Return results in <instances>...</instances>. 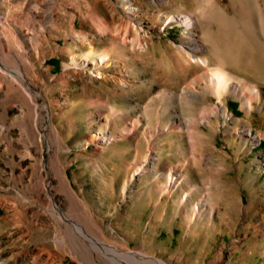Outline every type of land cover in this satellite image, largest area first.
<instances>
[{"label":"rangeland","instance_id":"374dc122","mask_svg":"<svg viewBox=\"0 0 264 264\" xmlns=\"http://www.w3.org/2000/svg\"><path fill=\"white\" fill-rule=\"evenodd\" d=\"M54 2L47 22L46 0H0V16H7L0 24V264H90L98 252L77 225L167 264H264L263 103L248 117L229 95L230 116L220 109L200 122L202 109H219L215 95L193 98L192 108L163 100L164 91L179 92L200 74L184 73L177 44L186 29L162 18L192 10V2ZM42 24L38 54L21 49ZM86 53L93 71L83 68ZM228 68L264 88L254 70ZM134 120L138 130L122 135ZM104 133L109 145L91 141ZM150 146L157 159L145 162ZM61 173L81 208L71 204ZM107 258L99 253L96 261Z\"/></svg>","mask_w":264,"mask_h":264},{"label":"bare ground","instance_id":"6f19581e","mask_svg":"<svg viewBox=\"0 0 264 264\" xmlns=\"http://www.w3.org/2000/svg\"><path fill=\"white\" fill-rule=\"evenodd\" d=\"M190 2L193 4L192 10L163 14L162 18H165L168 23L175 22L177 25L183 26L184 29H186L182 44H177L179 56L185 62L186 72L184 73L186 76H191V74L198 72H200V74L194 76L185 85H182V90L179 92L164 91L162 93L164 102L174 103L175 101H179L182 104H186L187 107L192 108V106H194L193 98L206 97L209 94H213L219 103V109H214L212 111H207L206 108L202 109L203 116L201 115L202 118L200 122H204L206 121V117L216 116L218 112H220V109L223 115L230 116L228 106L225 102V98L230 95L241 101L249 117L251 111L255 107V103H263L264 105V88L259 83L252 82L247 77L231 71L228 66L234 63L238 67L247 68L248 71L252 69L258 73L260 76L259 79L264 82V0H229L227 5H223L220 0H190ZM46 3L47 6H45L44 16L46 21L50 22L54 15L56 3L54 0H46ZM31 8L32 10H40L34 3H31ZM6 19V15H1L0 24L3 25ZM31 21L32 24H37L36 15L33 11ZM39 26L40 25L37 26L39 32L36 33L31 43L26 42L24 44V41H21V49L28 45L33 54H38L40 44L43 40V34L40 32L44 31L43 27H45L43 24ZM151 26H154V24H151ZM133 31H135L136 38L138 39L140 37V30L134 27ZM2 37H5L4 33ZM2 37H0V49H2ZM134 44L137 43L134 42ZM139 48L143 49L145 46L140 44ZM210 54H212L217 61L213 66H211V60L214 57L211 58ZM88 56V53H86L85 56L81 57V61L82 59L84 60L83 68H88L93 71L97 66L93 59H88ZM100 57L101 64L108 61L105 53L100 54ZM71 60L76 66L80 65L81 61L76 60L74 57H71ZM23 61L25 64L28 63L26 59H23ZM90 64H92L91 67H89ZM192 68H194L195 71L191 72ZM19 74L23 79L27 76L26 72L23 71H19ZM100 74L101 73H99V75ZM17 80H19V78H17ZM120 81L123 83L125 82L124 80ZM29 94L32 96V93ZM39 117L40 113L36 110L34 137L37 143H39L40 140L42 142L40 134L37 131L39 130ZM139 123V121L134 120L131 126L128 127V130L122 131V135L138 130ZM187 128L188 124L185 122L181 124L180 130L185 131ZM242 132L250 134L251 129L243 125ZM109 140H112V138L105 133L96 135L91 139V141L94 142H102L100 144L101 147L105 144L109 145ZM25 155L30 156L31 154L27 153ZM153 155H156V147L150 146L145 162L153 159L156 160L157 158H154ZM138 173H140V171ZM60 179L65 187V192L71 204L75 206L74 208H81L83 203L67 185V179L63 173L60 174ZM173 181L174 179L169 180L168 184L165 186V191L171 190ZM195 209H198V206H196ZM75 229L79 231L82 237L89 239L94 249L98 252V254H96V252H91L89 254L90 264H98L96 259L99 253L107 255L109 261H107L106 264H125L122 261L123 259L133 264H167L162 259L155 257L148 258V256L142 252L127 249L123 250L115 245L107 243L99 237L94 238L93 235L85 232V228L79 225H77ZM74 236V233H68L67 239L71 243H74ZM76 238L78 237L76 236Z\"/></svg>","mask_w":264,"mask_h":264}]
</instances>
